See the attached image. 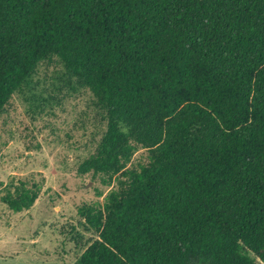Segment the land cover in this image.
<instances>
[{
    "label": "trees",
    "instance_id": "obj_1",
    "mask_svg": "<svg viewBox=\"0 0 264 264\" xmlns=\"http://www.w3.org/2000/svg\"><path fill=\"white\" fill-rule=\"evenodd\" d=\"M83 95L102 129L78 173L108 190L73 264H264V0H0V117Z\"/></svg>",
    "mask_w": 264,
    "mask_h": 264
},
{
    "label": "rangeland",
    "instance_id": "obj_2",
    "mask_svg": "<svg viewBox=\"0 0 264 264\" xmlns=\"http://www.w3.org/2000/svg\"><path fill=\"white\" fill-rule=\"evenodd\" d=\"M53 69L41 67L38 92L50 91ZM88 100L65 99L45 108L49 114H34L30 102L14 97L0 117V264H73L94 239L79 211L102 202L97 193L108 187L78 173L102 129ZM30 177L43 180L41 192L29 210L14 213L1 200L4 186Z\"/></svg>",
    "mask_w": 264,
    "mask_h": 264
}]
</instances>
